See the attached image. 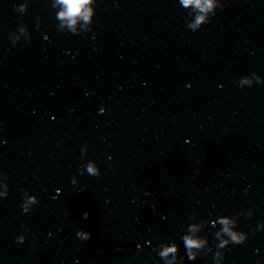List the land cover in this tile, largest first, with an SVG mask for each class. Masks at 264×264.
<instances>
[{"label":"clouds","instance_id":"9594fccd","mask_svg":"<svg viewBox=\"0 0 264 264\" xmlns=\"http://www.w3.org/2000/svg\"><path fill=\"white\" fill-rule=\"evenodd\" d=\"M57 2L63 5V10L58 13L57 18L61 21H66L69 29L74 30V25L76 23V19H83L85 22H89L92 16V9L87 7L88 4L91 3V0H57ZM185 6L191 4L198 8L202 13L207 14L213 7V0H183ZM17 10V9H16ZM20 10H23L22 8ZM206 15L197 16L195 24L192 25L193 29L199 27L201 23H207ZM73 34L74 31H73ZM262 82L257 78V83ZM241 85L248 84L249 87L252 86L251 82L247 79L241 80ZM86 171L91 176H99L101 175V170L97 166L96 163L89 161L86 164ZM9 194V187L5 185L4 192L0 193V197H7ZM23 203L21 205L22 211L24 214H29L32 211L34 205L39 204V199L36 195H27V191L23 192ZM90 213L85 211L82 214V219H88ZM238 215H243V213H239ZM255 215L254 210L248 213V218H251ZM219 224L221 225V229L219 232L214 234L215 239L218 241L217 250L215 252L214 260L215 264H223L224 259V250L228 248L230 244H242L246 242L247 235L246 232L237 230V220L234 216H224L219 220ZM259 226H264V223ZM194 226L189 227V231H194ZM76 235L82 241H88L91 239V233L87 232L83 229H80ZM227 237V239H222L221 236ZM26 235H20L17 237L18 242L23 243L26 240ZM185 249L187 258L195 261L198 256L197 252L193 251L204 249L206 244L208 243L204 239L196 238L192 235H183L181 237ZM212 249L208 247L206 255L208 252H211ZM159 257L164 261V264H174V261L178 255V246L176 243H172L171 245L163 244L160 245L157 250ZM171 256L172 259H169ZM181 264H183L184 257H180ZM259 264V262H258Z\"/></svg>","mask_w":264,"mask_h":264}]
</instances>
